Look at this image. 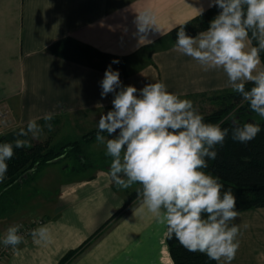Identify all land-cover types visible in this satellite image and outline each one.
I'll return each mask as SVG.
<instances>
[{"label": "crops", "instance_id": "1", "mask_svg": "<svg viewBox=\"0 0 264 264\" xmlns=\"http://www.w3.org/2000/svg\"><path fill=\"white\" fill-rule=\"evenodd\" d=\"M209 3L210 0H0V110L7 111L10 122V126L0 129V135L27 125L29 119L43 121L49 112L54 117H72L90 112L106 114L112 109L113 94L101 97L104 70L48 51L49 46L64 39L128 57V75L120 76L124 86L142 89L146 84L163 81L180 98L211 96L232 89L223 70L205 71L197 61L174 48L171 32L199 15L201 8H211ZM146 9L155 12L160 33L153 28L141 40L143 34L134 21ZM252 46L251 40L249 47ZM262 69L261 59L257 71ZM97 176L93 181L64 182L61 189L66 190V195L64 190L60 192L52 211L49 207L44 212L38 210L45 216L43 225L50 229L51 242L21 244L6 264H54L59 255L87 241L115 213L117 217L72 264H174L165 226L146 209L140 210L138 199L123 208V191L105 170L98 171ZM24 184L22 181L16 186ZM16 186L6 189L5 195L16 192ZM2 201L5 203L7 198ZM3 205L6 210L7 204ZM238 214L233 223L241 226L239 248L231 264H264V208ZM20 217L25 221L32 218ZM16 220L0 223V239Z\"/></svg>", "mask_w": 264, "mask_h": 264}, {"label": "clouds", "instance_id": "2", "mask_svg": "<svg viewBox=\"0 0 264 264\" xmlns=\"http://www.w3.org/2000/svg\"><path fill=\"white\" fill-rule=\"evenodd\" d=\"M209 7L220 11L207 30L193 37L186 24L180 26L174 48L205 71L223 70L233 91L264 118V69L257 71L264 51V0H210ZM203 12L201 8L200 15ZM134 23L143 34L141 40L153 28L160 33L152 9L138 13ZM251 40L257 46L249 47ZM246 82L254 86L246 90ZM100 86L102 98L109 93L114 96L112 109L99 118L96 136L111 158L112 180L122 189L137 183L142 186L136 190L140 210L146 209L164 225L169 238L175 236L188 251L206 254L218 264H231L239 248L241 227L233 223L239 215L236 197L230 188L222 191L219 177L203 170L209 159L217 157L216 146L223 145L229 130L219 123H206L191 100L170 92L163 81L142 89L124 86L119 70L110 64ZM54 115L49 112L43 117L49 130ZM42 131L35 119H29L18 135L37 138ZM260 131L258 123L237 125L232 139L247 143ZM104 132L110 138L100 134ZM28 145L26 139L0 143V181L5 178L14 147ZM21 228L20 224L8 227L0 243L15 250L24 242ZM31 236L36 244L51 242L47 225L32 229Z\"/></svg>", "mask_w": 264, "mask_h": 264}, {"label": "trees", "instance_id": "3", "mask_svg": "<svg viewBox=\"0 0 264 264\" xmlns=\"http://www.w3.org/2000/svg\"><path fill=\"white\" fill-rule=\"evenodd\" d=\"M220 9L211 7L197 15L186 23V31L191 36H196L200 31L209 27L210 21L218 14ZM179 26V27H180ZM179 27L171 32L176 41V33ZM251 36V34H250ZM257 46L256 41L252 40ZM48 51L69 60H73L97 69L106 71L111 64L114 70H119L120 76L128 75V57L117 56L99 51L90 46H83L72 39H64L48 47ZM264 63V51L260 52ZM115 62V63H114ZM253 83L246 82V90L253 87ZM213 102L210 111L204 116L206 123H219L222 128L229 130L223 145H217L218 153L215 159L207 161L208 167L203 169L213 176L219 177L224 185L222 191L229 188L236 197L237 212L247 211L254 208H264V120H253L246 116L255 114L251 111L247 101L233 89L221 91L210 97ZM254 122L260 125L261 131L257 136L247 143H240L232 139V129L245 123ZM26 129L27 125L19 126L11 131L0 135V143L14 142L16 139H26L29 145L21 148L14 147V156L7 161L8 169L5 178L0 181V208L5 190L20 184L22 181L33 178L45 165L51 164L57 159L61 160L71 153L82 154L80 142H62L59 144L43 145L34 142L31 134L19 136L20 129ZM106 133V132H104ZM98 134L93 131L86 135L94 138ZM102 134V133H100ZM24 181V182H25ZM140 187H142L140 185ZM137 196L135 190L132 197ZM167 244L174 264H218L217 261L209 259L206 254L190 252L180 242L167 234Z\"/></svg>", "mask_w": 264, "mask_h": 264}, {"label": "rangeland", "instance_id": "4", "mask_svg": "<svg viewBox=\"0 0 264 264\" xmlns=\"http://www.w3.org/2000/svg\"><path fill=\"white\" fill-rule=\"evenodd\" d=\"M211 96L200 95L181 99L191 100L194 107L205 116L210 111L211 105L213 104L210 100ZM102 114L105 113L103 112ZM102 114H98V112L96 114L90 112L87 115L79 113L72 117L56 116L50 121L52 130L47 128L46 123L48 122H45L44 120L38 122V124L43 127V131L39 137H32L34 142H40L43 145H52L62 142L78 141L82 146V154L77 155L76 153H71L69 156L61 159L59 164L52 166L53 168H46L49 164L45 165L33 178L26 181L24 180L25 184L21 188L20 186H16L19 187L16 192L13 190L11 191V195L5 196L7 198V201L5 202L7 204L6 210L2 209L4 206L3 204L5 203H1L0 223L17 219L15 225H22L21 229H27L29 225H34V228H37L46 223L45 216L41 215L38 210L44 212V210L49 207L50 211H52L51 206L53 204L55 206L57 205L55 200L57 201V198L60 197V192L62 194L64 190V194L66 195V190L64 188L61 189L64 182L68 180L77 182L97 180V174L100 170H105V172L111 177V158L106 155V145L100 144L96 140V137H86L87 134L98 130V121ZM6 117L7 111L0 110V129L2 127L10 126V122ZM246 117L253 120H264V118L256 113ZM101 135L105 136L106 139L110 138L107 133H102ZM113 183L115 184L114 181ZM137 188H140L138 183L132 185L128 189L118 187V189L123 191V197L126 199L123 208H126L137 199V196L132 197L133 192L137 190ZM28 215L32 218L26 221L20 219V216L23 217ZM117 215L118 213H115L106 224L102 225L87 241L83 240L76 248L66 250L61 256L59 255V258L54 264H72L87 247L95 242V239L99 238L105 227L113 218H116ZM30 241H33L31 235H29L21 244L29 243ZM2 245L3 244L0 243V246ZM20 245H18L17 248L11 252V255L5 258V260L3 259L0 264H6L9 261V258L17 249H19Z\"/></svg>", "mask_w": 264, "mask_h": 264}, {"label": "built area", "instance_id": "5", "mask_svg": "<svg viewBox=\"0 0 264 264\" xmlns=\"http://www.w3.org/2000/svg\"><path fill=\"white\" fill-rule=\"evenodd\" d=\"M35 229L34 225H29L27 229H20V234L24 236V240L28 238L29 235H31V230ZM13 251V248L11 246L5 247L4 245L0 246V263L5 260V258L9 255H11V252Z\"/></svg>", "mask_w": 264, "mask_h": 264}, {"label": "water", "instance_id": "6", "mask_svg": "<svg viewBox=\"0 0 264 264\" xmlns=\"http://www.w3.org/2000/svg\"><path fill=\"white\" fill-rule=\"evenodd\" d=\"M59 159H57L56 161H58Z\"/></svg>", "mask_w": 264, "mask_h": 264}]
</instances>
